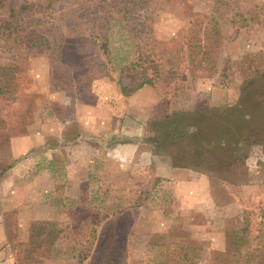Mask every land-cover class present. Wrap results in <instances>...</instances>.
Here are the masks:
<instances>
[{"label":"rangeland","instance_id":"rangeland-1","mask_svg":"<svg viewBox=\"0 0 264 264\" xmlns=\"http://www.w3.org/2000/svg\"><path fill=\"white\" fill-rule=\"evenodd\" d=\"M142 81L159 94L160 112L170 99L175 107L180 96L186 103L194 100L197 87L202 89L200 95L211 86L240 92L247 82L262 89L264 0H0V172L11 161L9 139L25 133L48 112L60 111L64 105L71 112L69 107L77 101H92L93 92L114 95L121 86ZM241 102L239 97L238 105L229 106L238 107L231 115L237 122L222 116V108L217 110L216 125L209 128L210 121L203 125L208 135L213 128L222 130L226 121L233 123L229 135L238 144L201 153L205 159L198 168L233 185L234 191L248 178L249 154L264 150V140H259L264 137V109L255 118ZM179 139L172 152L194 155L189 137ZM137 173L126 170L125 181L151 184L147 173ZM159 186L148 196L144 193L147 202L142 209L127 206L120 218L112 205L84 209L81 215L86 213L93 221L78 222L72 237L25 239L15 232L9 259H0V264H78L76 250L84 253L95 246L93 262L85 264H163L165 255L179 249L171 242L199 249L192 264H233L229 253L223 252L225 235L240 228H248L251 248L264 249L261 200L244 201L246 208L240 212L226 208L231 196L218 192L225 208H207L205 215L183 213L179 198L156 205L153 192L167 189ZM134 191L126 188V198H136ZM236 195L245 197L241 192ZM116 197L115 189L110 198ZM104 213L112 217L102 221ZM165 220L164 231L158 233ZM85 225H91L92 232L79 236V229H89ZM72 249L73 257L68 254Z\"/></svg>","mask_w":264,"mask_h":264},{"label":"crops","instance_id":"crops-1","mask_svg":"<svg viewBox=\"0 0 264 264\" xmlns=\"http://www.w3.org/2000/svg\"><path fill=\"white\" fill-rule=\"evenodd\" d=\"M199 88L194 90L197 95L194 100L186 103L187 99L181 100L180 96L179 106L175 107L170 99L162 112L159 94L148 84L130 94H124L121 87V91H113L114 95L93 92L92 101H77L74 105L70 102L71 112L64 105L62 110L50 111L46 117L31 123L25 133L12 136L8 143L11 161L0 172V259L6 258V262L9 259V243L15 232L25 239L72 237L78 222L93 221L86 213L81 215L84 209L86 212L95 205H112L117 207L120 218L126 214L127 206L142 209L147 202L144 193L150 195L158 185L167 189L153 192L151 199L156 205L179 198L183 213L205 215L207 208H225V205L242 212L246 208L244 201L250 199L264 204V150H252L247 157L249 175L237 191L233 185L221 183L203 170L175 165L170 153L153 150L148 138L153 135L152 121L160 115L230 105L239 95V91L222 86H211L200 95ZM101 90H105L104 86ZM206 95L207 100L201 101ZM258 158L261 161L253 162ZM126 170L138 172V176L147 173L151 184L126 182ZM128 187L135 190L136 198H126ZM115 189L117 197L110 198ZM218 192L230 195V201L225 205L219 203ZM236 192L245 197L237 196ZM106 215L103 214L102 221L111 216ZM88 227L84 231L79 229V236L85 233L87 237L88 230L92 232L91 225H85ZM162 230V227L157 229L158 233ZM96 249L95 246L84 253L76 250L74 258L78 264L92 263ZM73 250L68 251L71 257Z\"/></svg>","mask_w":264,"mask_h":264},{"label":"trees","instance_id":"trees-1","mask_svg":"<svg viewBox=\"0 0 264 264\" xmlns=\"http://www.w3.org/2000/svg\"><path fill=\"white\" fill-rule=\"evenodd\" d=\"M7 24V23H5ZM10 35L7 34V36ZM149 83L148 81H142L141 83L126 87L121 86V90L124 94H130L137 88L141 87L144 83ZM240 92L235 103L230 105H225L224 107H199L192 111H174L169 114L160 115L158 118L154 119L151 123L153 130V135L148 138V141L153 145V150L159 153H170L173 158V163L177 166L191 167L195 169H200L203 165L204 157L201 153H213L216 149H221L226 146V143L238 144V139L230 134L233 123L226 121L223 129L217 132L213 128L207 135L206 130L203 129V125L210 121L208 127L211 125H216L217 122L214 121L218 118L217 110L225 109L222 116L232 122H237L234 120L233 116L238 111V107H229L231 105H238V99L242 100L241 104L249 106L250 113H253V117L262 116L260 110L264 109V99H257L262 93L264 95V87L262 89H255L253 82H247L241 85ZM0 87V92L2 91ZM255 114V115H254ZM240 118V116H237ZM248 120V119H246ZM263 120V119H262ZM256 121V120H254ZM258 122V121H257ZM264 125V122H262ZM208 130V129H207ZM184 135L188 136L192 144L195 146L194 155H184L176 154L172 152L171 146L174 142H178L179 137ZM259 140H264L259 138ZM178 153H186L183 151H178ZM208 159V158H207ZM227 240V250L223 251L229 253V259L233 264H264V249L259 247L258 249L251 248V239L249 236L248 228H240L230 230L226 233ZM232 241V244L230 243ZM166 243V251L168 249ZM172 247L179 246L178 250H173L172 253L165 255V261L163 264H192L193 261L199 256L198 248L190 245H180L175 242L170 243ZM222 255L223 253H218ZM111 261L114 260L112 257ZM109 260V261H110ZM195 264V263H194ZM222 264V263H221Z\"/></svg>","mask_w":264,"mask_h":264}]
</instances>
